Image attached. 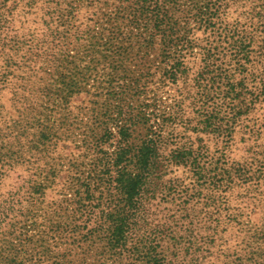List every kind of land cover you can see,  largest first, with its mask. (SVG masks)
<instances>
[{
	"label": "rangeland",
	"instance_id": "rangeland-1",
	"mask_svg": "<svg viewBox=\"0 0 264 264\" xmlns=\"http://www.w3.org/2000/svg\"><path fill=\"white\" fill-rule=\"evenodd\" d=\"M51 1L0 0V203L26 198L25 186L42 185L45 178L64 186L43 197L42 202L24 205L35 213L36 223L54 210L51 200L73 198L74 187L67 182L87 177L94 158L89 150L83 151L82 141L89 100L82 103L78 94L64 98L56 88L64 87V75L80 80L76 74L84 70L89 58L80 62L76 52L87 45L90 35L101 32L102 27L111 31L110 22L119 21L120 38L128 37H122L128 30L126 21H121L124 12L117 13L127 4L123 0H54L56 7ZM194 1L204 14L188 19L193 51L183 54L181 60L191 73H197L206 62L203 50L210 51L211 59L206 62L210 64L209 73L202 75L190 94L197 114H211L215 106L225 112L223 89L227 78L233 85L241 84L243 95L257 92L253 80L264 70V0H238L235 6L227 5L224 19L214 16L216 8L213 4L208 8L207 0H178L179 9L168 13L171 19L187 21L181 19V12ZM213 22H218V29ZM231 28L236 29L233 43L226 35ZM79 34L83 36L81 46L73 41ZM136 54L135 61L124 64L114 59L111 67L104 64L96 72L113 76L117 72L120 83L130 71L140 77V73H147V65H152L148 72L153 74V83L145 89L147 96H156L162 108L177 102L176 86L156 83V57L146 53L148 60H141L144 53ZM89 82L93 84L91 79ZM85 88L94 89L91 85ZM36 103L46 108L44 116H39L45 124L53 122L57 126L68 112L69 123L75 122L73 129H77L55 139L50 147L42 149L40 157L34 156L32 145H28L14 163L18 158L10 155L12 161L7 159L5 138L17 134L20 118L29 120L34 115L30 106ZM251 108L235 124L230 139L226 133L196 132L198 146L203 147L197 154L198 166H192L195 174L189 173V168L154 166L148 184L152 187L142 203V220L137 226L139 235L153 241L160 254L150 264H264V102L257 100ZM224 118L226 124V113ZM208 124L217 123L211 119ZM167 178L179 183L180 200L175 194H163L169 187ZM20 221L18 216L9 215L0 223V264H34L40 258L33 243L36 230L22 229ZM95 254L92 250L87 256L92 255L91 264L101 261ZM113 261L107 264H115ZM40 264L50 262L41 260Z\"/></svg>",
	"mask_w": 264,
	"mask_h": 264
},
{
	"label": "trees",
	"instance_id": "trees-1",
	"mask_svg": "<svg viewBox=\"0 0 264 264\" xmlns=\"http://www.w3.org/2000/svg\"><path fill=\"white\" fill-rule=\"evenodd\" d=\"M97 2L100 3V0ZM123 2L127 3L126 6L117 13L124 12L121 21H126L124 27L128 30L122 33V37H128L120 38L117 31L119 21L110 22L111 31L102 27L101 32L90 35L87 45L83 47L80 43L83 36H76L73 41L82 48L76 52L78 60L85 62L89 58L88 64L83 67L84 70L77 72L80 80L64 75V87L56 88L57 92L65 94L64 98L78 94L82 96V103L89 100L85 107L89 116L83 126L82 139L83 151L89 150L94 157L88 165L92 166L89 175L68 181L67 186L74 187L73 198L57 202L51 200L54 210L40 223H36L35 213L24 205H34L37 200L42 202L43 197L53 195L57 189H61L58 187H64L58 186L53 179L45 178L42 185H26V198L19 196L0 203V223L9 215H16L22 222V229L33 227L36 230L37 237L33 243L39 249L36 254L40 258L34 264H40L41 260L50 264H91L92 255L87 256L92 250L98 256V261L101 260L99 264H107V261L114 263L113 259L115 264L155 262L160 255L157 246L140 236L137 228L142 220V203L152 187L148 184L150 174L156 169L154 166L189 168V173L192 171L195 174L192 166H198L197 154L201 153L203 147L198 146L196 132L210 130L218 136L226 133L230 139L233 127L251 112L252 104L257 100L264 102V70H261L253 80L258 87L256 93L249 92L247 96L241 94V84L233 85L228 82L231 78H227V85L223 89L226 111L215 106L211 114H202V111L197 114L190 93L200 84L202 75L209 73L210 64L206 62L211 59V53L203 50L202 58L206 62L201 63L203 65L197 68V73H191V68L181 60L183 54L193 51L188 19L204 14L198 11L197 2L194 1L181 12V19L187 20L181 23L172 20L168 14L179 9L178 0ZM51 3L57 6L54 0ZM206 3L208 8H211V4L215 6L217 12L213 14L216 18L224 19L227 5L235 6L238 0H207ZM52 12L49 11V14ZM213 24L219 28L218 22ZM104 31L109 33L106 37H99ZM229 31L227 40L233 43L236 29ZM134 53H144L141 60L145 57L148 60L146 53L156 57L157 65L153 67L158 72L156 83L166 82L176 86L177 102L162 108L156 96H147L145 89L153 83V74L148 72L152 65H147V73L137 72L141 74L140 77L135 71H130L120 83L117 72L114 76L98 75L96 72L104 64L111 67L114 59L124 64L128 60L135 61ZM141 63L143 66V61ZM89 79L93 84L88 83ZM86 85L94 89L89 90L85 88ZM55 95L59 96L57 93ZM30 107L34 115L29 120L20 118L17 134L11 138L7 136L4 141L9 153L7 159L12 161V156L18 158L14 163L28 145H32L34 156L40 157L42 149L50 147L55 139L63 138L69 130L77 129L75 126L73 129L75 122L69 123L68 112L63 121L55 126L53 122L45 124L39 118L44 116L46 109L42 104L36 103ZM224 113L228 119L226 124L222 122L226 119ZM211 119L216 120L217 124L209 126ZM166 181H170L169 187L165 188L163 194H175L176 199L180 200L182 193L179 183L173 178ZM261 207L264 209V205ZM27 241L32 243V240Z\"/></svg>",
	"mask_w": 264,
	"mask_h": 264
}]
</instances>
